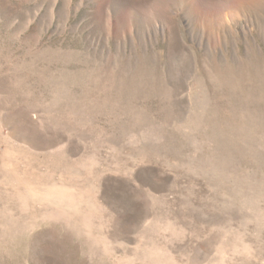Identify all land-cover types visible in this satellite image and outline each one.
<instances>
[{
  "label": "rangeland",
  "instance_id": "obj_1",
  "mask_svg": "<svg viewBox=\"0 0 264 264\" xmlns=\"http://www.w3.org/2000/svg\"><path fill=\"white\" fill-rule=\"evenodd\" d=\"M0 264H264V0H0Z\"/></svg>",
  "mask_w": 264,
  "mask_h": 264
}]
</instances>
